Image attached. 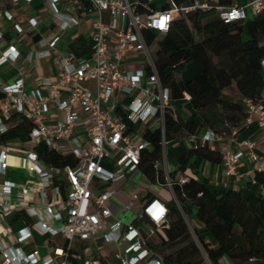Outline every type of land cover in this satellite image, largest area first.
<instances>
[{"label": "built area", "instance_id": "2783aa9c", "mask_svg": "<svg viewBox=\"0 0 264 264\" xmlns=\"http://www.w3.org/2000/svg\"><path fill=\"white\" fill-rule=\"evenodd\" d=\"M44 4L56 31L51 37H39L26 59L37 71L42 69L43 61L55 60V79L41 77L36 88L29 86L25 72L12 82L0 81L4 94L0 101V132H7L4 119L14 113L33 124L30 143L0 146V175H6L12 166L11 158L18 157L28 161L38 177L37 185L12 181L0 184V264H111L103 254L107 247L114 250L119 264H165L147 242L156 234L154 227L167 223V205L152 199L140 216L126 222L115 218L110 206L118 195L116 189L95 192V188L125 181L129 173L140 171L142 152L150 146L144 137L147 128L161 129L163 159L156 166L162 169L167 146L165 117L174 107L171 91L159 77L156 54L151 52L145 32L166 34L176 19L195 13L217 16L226 24L245 22L249 13L256 17L264 12V0H250L245 6L169 0L166 9L147 14L137 12L140 0H45ZM5 17L19 36L39 30L36 16L29 18L26 26L16 23L9 11ZM84 22L91 26L90 55L60 53L63 36ZM3 40L0 32V43ZM20 57L17 47L9 45L0 51V67L16 63ZM135 57L141 59L139 67L131 68L129 61ZM262 66L264 69V60ZM243 105L247 113L244 125L256 123L264 136V94L259 101L244 99ZM238 135L239 128L234 129L230 137L235 146L221 149L226 175L241 178L238 167L246 159L258 174L264 175V157L256 151L258 142L237 141ZM223 138L207 130L191 135L188 143L195 149L209 147L217 151L215 145ZM39 146L72 156L77 165L60 172L40 158ZM164 174V185L178 203L174 182L167 171ZM178 181L184 184L188 177ZM139 199V195H133V200ZM125 210L130 211L131 205L127 204ZM16 216L23 223L18 230L12 224ZM142 219L147 220L141 223L144 231L138 227ZM34 231L48 238L49 253L43 254L36 245ZM191 232L197 240L192 228ZM56 238L62 243H52ZM201 251L203 264H213L202 248ZM220 264L232 263L224 257Z\"/></svg>", "mask_w": 264, "mask_h": 264}, {"label": "trees", "instance_id": "16d2710c", "mask_svg": "<svg viewBox=\"0 0 264 264\" xmlns=\"http://www.w3.org/2000/svg\"><path fill=\"white\" fill-rule=\"evenodd\" d=\"M140 2L139 14L151 12L147 0ZM234 2L220 0L219 4L231 6ZM246 32L249 38L245 40ZM145 35L150 46L158 41L155 63L163 85L171 91L172 106L187 94L197 113L194 120L188 122L174 110H168L165 117L167 143L179 136L188 139L207 130L228 136L244 124L247 113L243 103L225 100L223 91L235 84L244 99L259 101L262 98L264 12L246 23L236 21L230 24L211 14L195 13L176 19L166 34L146 31ZM81 44L86 47V42ZM72 50L76 54L86 53H79L74 46ZM192 62L198 63L201 71L184 82L178 78V70ZM3 98L0 91V101ZM4 122L8 130L0 132V146L31 142L33 124L29 120L14 113ZM144 137L150 146L142 152L139 170L152 183L164 185V171L156 166L163 159L161 129L147 128ZM37 151L45 163L60 172L67 166L77 165L74 157L60 155L45 146H39ZM193 156L214 163L222 161L220 152L209 147H190L181 164H187ZM170 177L178 203L172 201L167 205V223L161 228L154 227L156 234L147 242L165 264H203L201 248L213 264H220L224 257L232 264H264V195L261 191L249 196L236 190L212 192L206 184L194 178L188 177L186 183L180 184L174 174ZM257 178L263 182L262 174ZM65 188V183H61L63 193ZM17 219L18 216L14 221ZM143 222L147 220L138 223Z\"/></svg>", "mask_w": 264, "mask_h": 264}, {"label": "crops", "instance_id": "0c3cea01", "mask_svg": "<svg viewBox=\"0 0 264 264\" xmlns=\"http://www.w3.org/2000/svg\"><path fill=\"white\" fill-rule=\"evenodd\" d=\"M45 0H35L32 3H20L12 4L11 0H0V32L4 36V40L0 43V51L3 52L9 45H15L20 52V60L16 63H8L0 67V81L3 83H9L14 81L20 72H25L29 79V86L36 88L39 86V79L41 77H51L55 79L57 74V63L55 60H46L42 63V69L39 71L34 70L27 62L26 56L32 47H34L39 37H51L56 31V27L50 18V11L44 4ZM148 1V0H147ZM156 3H148V8L154 11L163 10L169 3V0H155ZM186 1V0H179ZM211 3H219L220 0H205ZM250 0H235L233 5L245 6ZM165 2V3H164ZM9 11L14 15V21L22 25H27L29 18L36 16L40 20V27L37 33L27 32L23 36H19L14 26L7 21L5 13ZM254 19V16L249 13L248 22ZM90 24L84 22L81 27L71 33H67L63 36V40L59 45V52L62 54L75 53L72 50V46L76 48L79 53L78 56H89L91 52L92 40L90 37ZM246 36V37H245ZM248 33L244 35V39H248ZM86 42V47H83L81 42ZM153 45V44H152ZM151 45V46H152ZM140 57L130 59L129 66L131 68L139 67ZM200 65H188V69L179 72L178 78L187 82L194 76L200 73ZM223 97L225 100L243 103L244 98L240 94L236 85H232L223 91ZM174 110L179 117L185 121H192L196 117L197 113L193 109L189 95H186L182 100L174 103ZM52 112H56L54 109ZM255 140L258 142L256 149L257 153L264 157V136L262 135L258 125L253 123L251 125H242L239 128V135L237 141L242 140ZM216 149L221 154V149L224 147H234L235 143L231 142L230 135L224 136L222 141L216 143ZM190 144L185 136H179L176 139L167 143L166 156L162 163V169L168 174H174L175 178L180 179L184 177L194 178L200 182L206 184L212 192L236 190L249 196L255 191H261L264 195V175H262L263 182L260 183L257 179L258 173L254 169V164L246 159L238 167V172L241 178L236 176L228 177L225 173L223 162L214 163L205 160L198 156H193L189 159L187 164H181L182 158L189 152ZM15 158V161L13 162ZM11 167L7 170L6 175H0V184L5 181H12L16 183L26 184L31 183L37 185L38 177L30 170L28 161L19 159L18 157L11 158ZM9 172L21 174L25 173L24 180H17L9 177ZM16 175V174H15ZM61 176H63L61 174ZM18 177V175L16 176ZM114 188L117 190V197L110 202L111 209L114 213V217L124 220L126 222H132L134 217L137 218L142 214L143 207L151 199H159L164 204L168 205L170 202L175 201L173 192L165 185L160 183H152L141 171L129 173L125 181L103 185L101 189L95 188V192L98 193L104 189ZM66 189V188H65ZM139 195V200H133V195ZM17 199V196H14ZM127 204L131 205V210H125ZM188 220V219H187ZM190 222V221H188ZM14 230H18L23 227L22 222L17 220L12 222ZM191 226V225H190ZM138 227L144 231L143 224H138ZM38 238H41V244H38ZM34 241L37 246L40 247L43 254L50 252L49 240L46 236L41 235L39 232L34 231ZM62 239L56 238L52 243L60 244ZM107 252V254L105 253ZM114 250L107 247L103 254L107 256L108 261ZM111 263V262H110Z\"/></svg>", "mask_w": 264, "mask_h": 264}, {"label": "rangeland", "instance_id": "374dc122", "mask_svg": "<svg viewBox=\"0 0 264 264\" xmlns=\"http://www.w3.org/2000/svg\"><path fill=\"white\" fill-rule=\"evenodd\" d=\"M152 3H154V5H155L156 1H154V2H152ZM152 3H151V4H152ZM164 3H165V2H164ZM245 37H246V36H245ZM157 49H158V41H156V42L151 46V52L156 54ZM189 64L199 66V64H198V63H195V62H192V63H189ZM189 64H186V65H184L183 67H181V68L178 70V72H183V71L187 70ZM15 174H16V175H15ZM17 175H18V177H16ZM9 177H12L13 179H17V180H18V179H19V180H24V178H25V173L21 172V174H18L17 172H16V173L9 172ZM191 221L193 222L192 219H191ZM189 223H190V222H189ZM190 225H191V223H190ZM191 228H192V225H191ZM38 241H39L38 244L40 245V244H41V238H38ZM42 253H43V251H42ZM105 253L107 254L106 251H105ZM110 262H111V264H119L118 260L115 258L114 255H112V257L110 258Z\"/></svg>", "mask_w": 264, "mask_h": 264}, {"label": "water", "instance_id": "95a60500", "mask_svg": "<svg viewBox=\"0 0 264 264\" xmlns=\"http://www.w3.org/2000/svg\"><path fill=\"white\" fill-rule=\"evenodd\" d=\"M154 1H155V0H148L149 3H152V2H154Z\"/></svg>", "mask_w": 264, "mask_h": 264}, {"label": "bare ground", "instance_id": "6f19581e", "mask_svg": "<svg viewBox=\"0 0 264 264\" xmlns=\"http://www.w3.org/2000/svg\"><path fill=\"white\" fill-rule=\"evenodd\" d=\"M15 161V158H14V160H13V162Z\"/></svg>", "mask_w": 264, "mask_h": 264}]
</instances>
